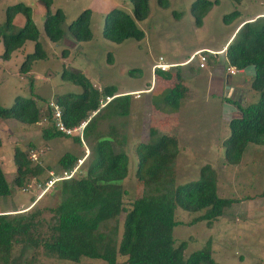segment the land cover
Here are the masks:
<instances>
[{"label": "trees", "instance_id": "1", "mask_svg": "<svg viewBox=\"0 0 264 264\" xmlns=\"http://www.w3.org/2000/svg\"><path fill=\"white\" fill-rule=\"evenodd\" d=\"M40 1L45 9L43 32L50 42H58L64 35V13L58 7L50 10L52 0ZM128 1L130 13L113 7L104 15L101 29L104 39L121 43L128 38L140 41L144 37L137 22L148 16V0ZM216 1L194 0L190 4L196 26L202 24V18ZM157 3L162 8L168 5L167 0H157ZM18 13L23 16L22 26L16 32H6ZM89 14L88 9H83L67 23V33L77 42L88 41L92 37ZM239 14L234 9L222 15L221 19L230 23ZM38 37L39 31L29 5L17 2L5 7L4 23L0 27L2 59H8L25 41H32L33 50L23 56L18 68L20 73H27L33 61L47 55ZM224 57L226 65L235 70L252 67L250 89L258 94L254 102L244 105L226 99L233 102L239 111L238 116L228 120L229 132L221 142L223 161L234 165L239 163L247 144L264 145V13L239 24L225 45ZM159 73L164 78L177 77L169 70ZM61 77L81 87L79 92H63L52 100L60 108L63 123L67 127L75 126L81 120L86 123L81 138L64 135L52 125L43 127L42 137L45 140L71 137L78 144L84 138L89 147L84 158L86 165L82 175L75 174L56 182L58 202L47 208L49 217L43 216L42 209L33 208L34 197L30 200L33 204L27 209L0 213V264H19L20 260L24 264H34L38 255L70 262H78L85 257L100 259L106 264H117V256L124 258V264H220L211 256L210 241L185 257L186 241L174 244L172 235L173 227L180 223L174 219L176 207L193 213L202 211L189 223L205 221L210 225L233 202V198L218 195L214 168L208 163L202 164L197 170L196 180L176 183L173 164L179 148L175 135L163 133L153 145L137 142L133 175L140 181L142 192L126 205L121 182L128 173L127 155L121 149H114L116 139L113 134L107 133L109 137H105L106 133L95 132L94 126L96 117L105 115L102 112L104 108H110L112 116H126L131 94L119 93L113 84L103 85L98 90L80 71L63 68ZM29 88L32 91V87ZM184 90L178 80L164 93V102L175 106ZM106 96L110 97L107 101ZM39 97L37 94L28 97L16 95L9 107L0 105V118H11L24 125L36 124L40 120V109L36 103ZM48 102L43 114L47 121L51 120ZM171 128L174 131V127ZM79 158L72 152H64L57 159V171L70 170ZM12 162L14 176L10 183L0 165V196L8 195L12 186L21 187L31 178L38 181L43 171L50 168L31 162L26 152L18 147L13 148ZM120 213L124 215L118 236L116 218ZM28 254L30 257L25 259Z\"/></svg>", "mask_w": 264, "mask_h": 264}, {"label": "rangeland", "instance_id": "2", "mask_svg": "<svg viewBox=\"0 0 264 264\" xmlns=\"http://www.w3.org/2000/svg\"><path fill=\"white\" fill-rule=\"evenodd\" d=\"M167 1V7L162 8L157 0H148V16L137 22L138 27L144 32L141 41L128 38L121 43H114L101 35L103 18L113 7L130 13L131 4L128 0H52L50 10L53 11L58 7L65 17L64 35L58 42H50L43 32L45 9L40 0H0V27L4 23V9L7 5L22 2L30 6L32 19L39 31L38 40L47 54L45 58L33 61L27 73H20L18 68L23 56L33 50L32 41H25L22 47L13 52L8 59L0 57L1 106L9 107L16 95L40 96L36 100L40 109V120L36 124L24 125L11 118H0V165L10 183L14 176L13 148L18 147L25 151L28 157L30 152L35 153L34 160L30 158L31 162L38 163L41 167L50 166L43 171L37 181L40 187L28 180L29 186L27 182L21 187L12 186L8 195L0 196V213L27 209L33 204L30 200L34 197L33 208L42 209L43 216L49 217L47 208L58 202L59 192L55 187L56 182L42 190L43 182L48 177L49 171L54 175H61L62 171H57V159L66 151L80 157L76 160L79 164L74 175L83 174L86 165L84 158L89 149L88 141L83 138L81 144H78L71 137H55L50 140L42 137L41 130L50 125V120L47 121L43 117L46 111L45 103L49 100L53 102L55 95L63 92L81 90L80 86L61 77L63 68L82 72L98 90L108 84L115 85L119 93L131 87L144 88L147 84L153 86V73L150 68L158 56H162L166 62L182 58L193 48L217 46L224 41L237 23L243 22L249 16L254 17L264 13V0L239 2L217 0L202 18V24L196 26L190 13V4L194 0ZM83 9H88L90 13L89 27L92 37L88 41L77 42L67 33L66 26ZM234 9L240 14L230 23H224L221 19L222 15ZM22 23V14H16L6 32H16ZM1 52L0 43V54ZM241 77L242 74L238 73L233 76V78ZM173 81L171 79L170 83L164 84L160 78L157 79L152 94L154 104L149 103L143 93H132L128 115L112 116L111 109L104 108L102 112L105 115L102 118L96 117L94 131L106 133L103 135L105 137H109L107 133L113 134L116 139L113 142L114 149H121L127 155L128 173L121 182L125 190L123 195L125 204L138 198L142 192L140 181L133 175L136 163L135 144L147 142L153 145L158 141L159 135L174 134L171 127L172 124L175 125V121L167 115L170 109L162 99L164 92L169 89ZM187 86L191 88L194 84L188 82ZM162 89L163 91L160 92ZM155 93H157L156 100ZM245 94L246 101L243 104L254 102L258 97V94L251 91L247 84ZM236 97L233 96L235 99ZM218 117L219 125H213L216 130H212L214 128L212 127L208 132L197 133V131L190 136L182 134L173 164L174 176L176 183L196 180L198 168L208 163L216 172L218 195L234 200L210 225L205 221L189 223L202 211L193 213L176 207L174 219L180 223L172 229L174 244L182 240L186 241L187 245L183 251L186 257L193 250L202 248L208 240L211 256L220 264H264V145L247 144L239 163L226 164L223 161V146L218 142L223 136L228 135L229 130L225 114ZM195 119L196 128L202 129L204 119ZM213 119L215 120V117ZM210 120L207 119L205 122ZM215 131H217L216 135ZM216 136H219V139L215 140ZM193 137L202 138L199 143L212 142L206 147H201ZM189 144H193L192 148ZM123 215L120 213L116 218L118 236L121 232ZM29 257L30 254L24 258ZM22 263L20 260L19 264ZM34 264H106V262L85 257H81L78 262H70L38 255ZM117 264H124V258L117 256Z\"/></svg>", "mask_w": 264, "mask_h": 264}, {"label": "crops", "instance_id": "3", "mask_svg": "<svg viewBox=\"0 0 264 264\" xmlns=\"http://www.w3.org/2000/svg\"><path fill=\"white\" fill-rule=\"evenodd\" d=\"M250 17L251 16L247 18ZM240 23L241 22L237 23L234 26L230 34H228V36L224 39L221 44L217 46L193 48L191 51L188 52V54H186L180 59L166 61V63L176 65L175 67L169 68L168 70L170 72L176 73L177 77H169V79L164 80L162 79L164 78L163 75L159 73L158 70L152 71V69L150 68L151 72L153 73V86L147 84V86L144 87L146 89L140 87H131L128 90L122 92H127L131 95L132 93H143L142 95L147 98V100H149L148 102L152 103V94H154L153 92L158 78H160V80H162L164 84L170 83L171 79H173L174 81L172 84H170L171 86L169 88H171L179 80L181 86L184 87L185 92L183 93V96L179 100V102L175 104V106L167 104L170 109L167 115H169V118L171 120L175 121V125L172 124V126L174 127V135L177 138L178 148L180 147L179 143L180 139L183 136L182 134H188L190 136L191 133L193 134V132L197 131V133L203 131L208 132V129L219 125L217 121L219 119L218 116H220L221 114H225L226 122H228L230 118L239 115V111L236 105L233 102L227 101L226 99H230L232 101L236 100L241 105H244L243 102L246 101L245 88L247 84V87L249 86L250 89V79L253 75V69L251 66H247L243 69L235 70V72L231 74L227 70L228 66L226 65L224 57L225 45L231 39L233 33L235 32ZM205 50H210L211 52H214V54L202 52V54L206 56V59L203 63V66L200 67L198 66V56H196L195 54L191 59L190 57L196 51ZM157 58L153 61V63L157 60ZM163 61L165 62L164 59ZM236 73L242 74V77L233 78ZM188 82H191L192 84H194V86L191 88L188 87ZM241 87H243V91H241ZM117 91H119L118 88ZM161 91H163V89L160 90V92ZM156 94L157 93H155V100ZM234 95L237 96L236 99L233 98ZM213 117H215V120L213 119ZM195 118L204 119V127L202 129L196 128L197 123ZM207 119L213 120L205 122L207 121ZM216 129L217 128L214 127L212 130ZM214 134L216 135L217 131H215ZM218 137L219 136H216L215 140L219 139ZM193 138L194 141H196V143L198 144V146L201 147H206L207 144L212 142L207 141L199 143V140H201L202 138ZM223 138L224 136L221 139ZM220 140L218 143L222 142V140ZM192 145L193 144H189L191 148Z\"/></svg>", "mask_w": 264, "mask_h": 264}, {"label": "built area", "instance_id": "4", "mask_svg": "<svg viewBox=\"0 0 264 264\" xmlns=\"http://www.w3.org/2000/svg\"><path fill=\"white\" fill-rule=\"evenodd\" d=\"M202 52H207V53L214 54V52H211L210 50L209 51L205 50V51H196V52H194L191 55L190 59L196 54V56H198V60H199L198 66H200V67L203 66V63H204V61L206 59V56L203 55ZM173 65L174 64L164 62L162 57H158L157 60L151 66V69H152V71H154V70L166 71L170 66H173ZM227 70L231 74L235 72V69L232 68V67H228ZM109 99H110V97H107V96L105 97V101H107ZM102 105L103 104L101 103L100 106H102ZM48 106H49L50 118H51L50 125H52L55 130L61 132L64 135H67V136L78 135L81 138L82 129H83L85 123H86L85 120H81L75 126L67 127L62 121L61 111H60L59 106L55 102H51V101L48 103ZM34 156H35V153L34 152H30L29 157L28 156L27 157L29 159L33 158V160H34ZM78 164L75 163L70 170H63L61 172V175H54L53 172L49 171L48 172L49 175H48L47 179H45L44 182H43L44 188L42 190H44L45 187H49L53 182H57L60 179L68 178V177L74 175L77 172V170H78L77 169L78 168ZM30 182L36 184L37 187H40L39 186L40 183H38L35 179L30 180ZM27 186H29L28 183H27ZM24 187L26 188V186H24ZM42 190H40V191H42Z\"/></svg>", "mask_w": 264, "mask_h": 264}, {"label": "clouds", "instance_id": "5", "mask_svg": "<svg viewBox=\"0 0 264 264\" xmlns=\"http://www.w3.org/2000/svg\"><path fill=\"white\" fill-rule=\"evenodd\" d=\"M175 66H176V65H173V66H170L169 68H172V67H175ZM169 68H168V69H169ZM168 69H167V70H168ZM167 70H166V71H167ZM129 94H130V93H129Z\"/></svg>", "mask_w": 264, "mask_h": 264}]
</instances>
